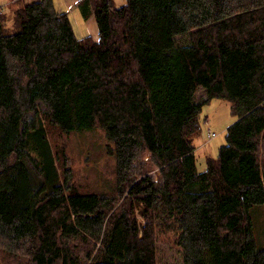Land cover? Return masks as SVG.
Returning <instances> with one entry per match:
<instances>
[{
  "label": "trees",
  "instance_id": "trees-1",
  "mask_svg": "<svg viewBox=\"0 0 264 264\" xmlns=\"http://www.w3.org/2000/svg\"><path fill=\"white\" fill-rule=\"evenodd\" d=\"M79 2L97 39L54 0H23L11 32L0 12V264H158L167 234L180 264H264V0ZM212 99L234 120L199 171ZM44 121L103 131L109 192L58 171Z\"/></svg>",
  "mask_w": 264,
  "mask_h": 264
},
{
  "label": "rangeland",
  "instance_id": "rangeland-1",
  "mask_svg": "<svg viewBox=\"0 0 264 264\" xmlns=\"http://www.w3.org/2000/svg\"><path fill=\"white\" fill-rule=\"evenodd\" d=\"M19 0H0V12L4 13V24L13 30L14 10L22 4ZM30 1V0H24ZM57 7L66 9L78 37L90 35L98 38V27L93 13L84 14L80 0H54ZM116 6L123 5L125 0H114ZM187 33L177 35V42ZM199 93V91L197 92ZM201 133L194 140L196 165L199 171L205 168V157L216 155L218 148L225 142L224 135L227 125L234 117L229 112V103L222 99H212L201 107ZM206 118L204 120L203 118ZM45 134L55 153L65 148L68 159L64 165L57 161L56 166L61 173L68 166L73 180L85 193H106L113 187L115 159L107 152L111 144L106 142L101 129L72 131L60 134L55 127L44 121ZM210 132L216 133L209 137ZM253 233L258 247L264 246V203L255 204L251 208ZM171 234L161 235L157 240L159 255L158 264H180L177 246Z\"/></svg>",
  "mask_w": 264,
  "mask_h": 264
},
{
  "label": "built area",
  "instance_id": "built-area-1",
  "mask_svg": "<svg viewBox=\"0 0 264 264\" xmlns=\"http://www.w3.org/2000/svg\"><path fill=\"white\" fill-rule=\"evenodd\" d=\"M215 135H216V133H214V132H210V133L208 134L209 137H214Z\"/></svg>",
  "mask_w": 264,
  "mask_h": 264
},
{
  "label": "crops",
  "instance_id": "crops-1",
  "mask_svg": "<svg viewBox=\"0 0 264 264\" xmlns=\"http://www.w3.org/2000/svg\"><path fill=\"white\" fill-rule=\"evenodd\" d=\"M58 9H60V10H66V9H62V8H59V7H58ZM67 11H68V10H67ZM227 126H228V125H227Z\"/></svg>",
  "mask_w": 264,
  "mask_h": 264
}]
</instances>
